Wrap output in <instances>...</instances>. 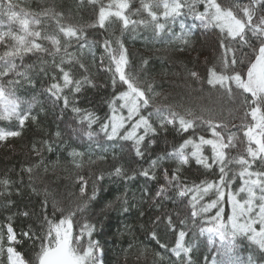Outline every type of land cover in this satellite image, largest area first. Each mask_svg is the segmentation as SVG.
<instances>
[{
  "label": "trees",
  "instance_id": "16d2710c",
  "mask_svg": "<svg viewBox=\"0 0 264 264\" xmlns=\"http://www.w3.org/2000/svg\"><path fill=\"white\" fill-rule=\"evenodd\" d=\"M116 1L0 0V90L12 105L0 102V264L7 249L39 264L56 227L77 255L92 249L93 264H264L246 238L236 247L202 234L246 170L264 180V95L232 81L264 51V0H214L245 23L236 37L197 21L206 0H127L102 25ZM130 88L150 132L132 140L127 125L110 138ZM200 141L220 149L175 157Z\"/></svg>",
  "mask_w": 264,
  "mask_h": 264
},
{
  "label": "rangeland",
  "instance_id": "374dc122",
  "mask_svg": "<svg viewBox=\"0 0 264 264\" xmlns=\"http://www.w3.org/2000/svg\"><path fill=\"white\" fill-rule=\"evenodd\" d=\"M126 1L127 0H117L115 8L104 10L101 14V24L105 25L108 23L114 15L120 16L121 10L125 11L127 5ZM177 4V1L167 2L165 4L167 6L168 15L171 16L176 13L179 8ZM197 21L200 24L209 27L222 29L233 37L242 35L245 30V23L237 20L231 12L222 10L216 5L214 0H206V12H204ZM118 64L117 68L122 69V64ZM229 81L230 79H228V77L216 74H212L210 77V82L213 84L227 85L224 83H228ZM232 81L245 88V90L250 92L251 95L259 97L260 95H264V51L253 63L245 79L234 77L232 78ZM0 102L7 109L12 108V105L9 102L7 103V99L1 90ZM142 107H145V102L142 96L139 92L130 88L127 93L119 98V107L114 110L111 119L109 137L116 138L119 133L127 127V125H130V128L126 135L127 138L132 140H137V136L141 129H143L145 133L150 132L149 122H147L145 118L135 120ZM257 114L258 111L254 110V115L258 118L257 121H259V114L258 116ZM156 115L161 120L164 119L165 122L171 124L175 122L174 119L167 117L159 111ZM177 123L183 128L187 127V124L184 121L178 120ZM206 145H211L214 150L217 147L220 149V147L213 142H190L182 146L180 150L175 153V157L182 162H185L189 156L194 157L198 161H203L201 153L203 147ZM242 176L243 183L241 188L238 192L231 194L229 197L228 210L226 211L224 208L217 209L216 216L213 215L208 219L209 224L202 229V234L212 240H218L223 244H229L231 246L239 243L236 247H241L240 240L246 238L248 241L264 248V180L262 181V177L252 174L249 170H246ZM221 199L209 205L207 212L215 208L217 204L220 205ZM206 208L207 206L204 207V211H206ZM10 237L11 240L12 236ZM52 237L53 245L50 250L56 248L62 242L66 237V231L62 230V228L56 227L52 232ZM2 252L3 249L0 248V254H2ZM5 252L7 256V264H24L12 249H7ZM93 252L92 249H88L84 253L77 255L75 248L71 246L72 256L81 264H93V261L95 260ZM222 263L233 264L226 261H222Z\"/></svg>",
  "mask_w": 264,
  "mask_h": 264
},
{
  "label": "water",
  "instance_id": "95a60500",
  "mask_svg": "<svg viewBox=\"0 0 264 264\" xmlns=\"http://www.w3.org/2000/svg\"><path fill=\"white\" fill-rule=\"evenodd\" d=\"M71 234L53 250H50L44 254L40 264H79L76 262L70 253V242Z\"/></svg>",
  "mask_w": 264,
  "mask_h": 264
},
{
  "label": "bare ground",
  "instance_id": "6f19581e",
  "mask_svg": "<svg viewBox=\"0 0 264 264\" xmlns=\"http://www.w3.org/2000/svg\"><path fill=\"white\" fill-rule=\"evenodd\" d=\"M176 5V4H175ZM161 6V5H160ZM163 7V6H162ZM153 14V13H152ZM177 14V13H176ZM169 23V22H168ZM173 23V22H172ZM158 27V26H157ZM195 27V26H194ZM158 29V28H157ZM159 30V29H158ZM161 32V31H160ZM160 34V33H159ZM188 34V33H187ZM230 35V34H229ZM180 129V128H179ZM122 138V137H121ZM183 149V148H182ZM177 151V150H176ZM179 151V150H178ZM202 159V158H201Z\"/></svg>",
  "mask_w": 264,
  "mask_h": 264
}]
</instances>
